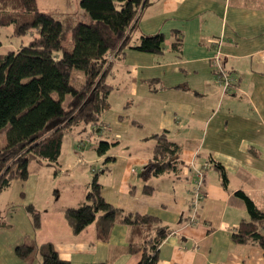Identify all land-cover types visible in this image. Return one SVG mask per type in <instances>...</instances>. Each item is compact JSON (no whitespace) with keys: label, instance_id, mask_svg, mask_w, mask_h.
<instances>
[{"label":"crops","instance_id":"1","mask_svg":"<svg viewBox=\"0 0 264 264\" xmlns=\"http://www.w3.org/2000/svg\"><path fill=\"white\" fill-rule=\"evenodd\" d=\"M82 17L87 19L84 14ZM175 31L181 37L180 52L171 47ZM157 33L164 35L162 53L126 49L106 75L105 82L113 90L101 125L111 131L105 137L108 135L114 146L104 162H90L101 164L99 173L89 162H60L61 151L57 165L44 164L27 180L15 181L2 192L7 196L5 209L0 211L6 220L0 223V264H41L38 254L19 259L14 249L47 243L70 264H138L139 255H130L126 249L132 237L138 239L131 228L115 223L108 239L102 241L97 233L98 219L75 234L65 218L63 209L84 201L95 173L106 202L123 212L153 216L170 228L158 248V264L264 263V252L258 247L235 244L231 239L240 221L248 219L241 201L234 198L235 192L242 191L260 210L264 208V0H148L130 45H137L142 35ZM214 39H221L219 51L225 67L237 78L230 95L223 92L210 69ZM115 90L128 95L123 101L127 105L120 111L110 103ZM138 100L144 105L137 106L141 104ZM110 113L115 118L109 119ZM110 120L122 135L129 136L136 129L135 142L144 145L121 154V160L113 157L112 150L120 145L122 135L112 131ZM102 128H96L98 137L105 134ZM161 131L182 147L181 173L144 180L141 171L155 143L151 136ZM104 156L99 155V160ZM216 163L225 170V187L214 168ZM63 165L77 174L75 181L66 183L74 195L68 200L71 202L58 204L53 196L42 205L27 201L41 171L48 176L52 169L56 176L63 173ZM203 169L204 199L197 222L190 224L188 203L195 171ZM144 186L152 192L145 194ZM25 203L36 206L39 213L36 229Z\"/></svg>","mask_w":264,"mask_h":264},{"label":"trees","instance_id":"2","mask_svg":"<svg viewBox=\"0 0 264 264\" xmlns=\"http://www.w3.org/2000/svg\"><path fill=\"white\" fill-rule=\"evenodd\" d=\"M1 3L11 12L21 11L30 17L20 21L13 14L4 12L6 15L0 16V36L1 29L10 25L15 27L16 36H24L31 30L35 34L26 45L0 53V132L3 131L0 195L14 180H27L30 173L38 171L44 164L57 165L64 137L80 124L103 123L102 115L109 110L108 98L112 91L105 82L108 72L106 56L110 52L116 50L124 55L126 49H132L160 54L164 47L162 33L142 35L137 45H130L132 33L148 0H79V7L87 19L74 25L70 22L64 25L58 15L40 12L36 0H0ZM65 28L69 30L68 40ZM174 35L176 38L171 47L174 52H180V34L175 31ZM210 47L211 58L214 47ZM210 69L216 76V69L211 66ZM228 72L234 79L232 72ZM66 96L69 99L64 106ZM151 139L155 142L154 148L142 168V179L165 174L179 176L181 145L170 140L166 131L153 134ZM112 145L101 140L95 150L101 156ZM214 168L225 187L227 177L223 166L216 163ZM101 190L98 173H95L84 201L77 207L63 209L73 233H80L98 219V238L106 241L112 225L123 224L132 229L133 235H138V240L131 238L127 252L139 255L138 264H158V248L170 234V228L148 214L123 212L106 202ZM143 192L150 194L152 188L144 186ZM234 198L241 201L248 219L240 221L231 235L232 241L258 247L264 252V210H260L242 191L235 192ZM25 210L30 215L33 229L38 228L39 213L35 207L28 205ZM154 224L160 228L152 235L149 230ZM14 253L19 259L36 253L41 257V264H70L58 256L50 243L18 245Z\"/></svg>","mask_w":264,"mask_h":264},{"label":"rangeland","instance_id":"3","mask_svg":"<svg viewBox=\"0 0 264 264\" xmlns=\"http://www.w3.org/2000/svg\"><path fill=\"white\" fill-rule=\"evenodd\" d=\"M36 3H37L38 10L40 12H46V13H52V14L58 15L60 17V19L63 21L64 25H68V22L72 23L71 25H74L75 22L84 20L82 17V14H84V12L79 7V0H36ZM6 11H7V14H9V15L13 14V16L17 17L20 21H22L24 19L27 20L30 17L29 15L22 14L21 11L11 12L9 7L5 9L3 4L1 3V5H0V16H2V18L4 17V15H6L4 13ZM14 30H15V27L13 25H10L8 27L1 29L0 39L2 42V46L0 47V53L7 52L9 50L18 49L20 47V45H22V44L26 45L28 43L29 39L32 37V35L35 34V31L31 30V31H28L27 34L24 36H16L14 34ZM64 32H65L66 40H68L69 39L68 28H65ZM122 56H123L122 53L121 54L117 53L116 50L110 52L106 56L105 67L108 69V72L111 69V67L114 65L116 60L121 59ZM214 78H215V76H214ZM232 79H233V77H232ZM106 84L111 86L108 83H106ZM233 85L234 86L237 85V78L233 79ZM231 89L232 90L226 94L230 95L231 93H233L234 92L233 90L235 89V87L232 86ZM112 90H113V87H112ZM125 97L128 98L126 91L116 92V90H115L113 92L112 98L110 100L112 109H114L115 111H120L123 106L125 109V107L127 105V104H125V102H123ZM68 99H69V96H66V99L64 101V106H66ZM138 101L141 104H137V106L140 107L141 105H144L142 100L141 101L138 100ZM131 105L132 104H130V106ZM135 106H136V104H135ZM112 116L115 118V115L112 113H110V115H108V118L110 119V117H112ZM120 118L123 120L122 116H120ZM143 118H145V117H143ZM110 122H111L112 131L117 132L118 134H121V132L114 125L112 120H110ZM144 123H145L144 125H146V127H148L150 122L146 118V120H144ZM99 125L80 124L79 127H76L73 130V132H70V134H67L65 137L63 146H62V156L60 158V162H80V164H84V165H85V162H89V164H91L90 162H104L106 157H108L110 154H108V152H107V154H105L107 156H104L102 159L99 160V158H98L99 155L97 154L94 147L101 140L109 141L111 144L112 142L110 140V137L108 135H107V138L105 137L106 134H108V132H111V131L108 129L106 130L104 127L102 128L101 124H99ZM96 128H102L103 130H105V134H103L102 137H98L96 135V132H95ZM137 132L138 131L136 129H133L132 131H130L129 136L121 134L122 136L119 139L117 138L118 141L120 142L119 143L120 145L116 146L112 150L113 154H111V155L113 157L117 156L121 160L122 159V158H120L121 154L124 155V153H126L127 151L135 150V149H137V147L139 145H144V143H139L138 141H137L138 143L135 142ZM142 132L144 133V131H142ZM76 136H78V137L76 138ZM74 139H76L78 142H76V143L73 142L72 140H74ZM71 142H72V144H71ZM2 143H3V131L0 132V146ZM112 146H114V145H112ZM89 164L86 165L88 169H89ZM91 166H92V168L96 169L97 172L99 173V171L101 169L100 163H92ZM60 169L63 170V173L56 175V176H55V171L52 169H48L51 172L50 175L48 174V176L45 174L46 171H44V172L41 171V173L39 175V179L35 184V187L32 188V190L30 191V194L28 195L27 201L31 200V201H33L32 203H38L40 201L41 205H42V204L48 203V201H49L48 198L53 196L54 197L53 199L55 201H57L56 203H58V204H64L67 202L70 203L71 201H68V200H72L71 196L74 197V195L71 194L69 184H66V183H68L70 180L75 181L76 179L74 178V176H76L77 174H75V172L72 173L71 169L67 168L65 165L61 166ZM196 171H199V173L201 172V174L203 176V181H202L203 183H202V186L200 187V191L202 192L203 185H204V179H205V174H204L205 170L203 169V170H196ZM85 172H86V174L90 175V171L86 170ZM15 181H20V180H14L13 182H15ZM12 183H11V185H12ZM6 196L7 195H3V194L0 195V211L1 212H3L5 209V204H6L5 197ZM203 199H204V194H203ZM21 200H23V198ZM28 205H31V204L30 203L26 204L24 207L27 208ZM35 208H36V206H35ZM262 209L264 210V208H262ZM2 221L5 222L6 220H5V217L3 216V214L0 213V223ZM159 228H160V225H158V224L152 225L151 229L149 230L150 234L153 235L155 233L154 230L159 229ZM136 240H138V239H136Z\"/></svg>","mask_w":264,"mask_h":264},{"label":"built area","instance_id":"4","mask_svg":"<svg viewBox=\"0 0 264 264\" xmlns=\"http://www.w3.org/2000/svg\"><path fill=\"white\" fill-rule=\"evenodd\" d=\"M221 43H222L221 39H214L211 41V44L214 47V54L210 58L209 63L211 67L216 69L215 70L216 71V76H215L216 82L222 86V90L226 94L232 90L231 87L232 86L234 87V85H233L232 76H230L228 70L226 69L224 65V59L221 56V53L219 51V46L221 45ZM195 177H196L195 187L192 192V197L190 201L191 216L189 217V221H188L190 224H195L197 222L196 215L198 212L200 202L203 199V193L200 191V187L202 186V183H203L202 182L203 176L201 172L199 173V171H196Z\"/></svg>","mask_w":264,"mask_h":264}]
</instances>
